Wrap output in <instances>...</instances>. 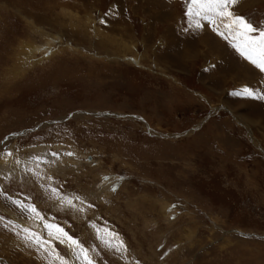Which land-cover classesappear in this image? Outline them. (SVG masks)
I'll list each match as a JSON object with an SVG mask.
<instances>
[{"label":"rangeland","instance_id":"rangeland-1","mask_svg":"<svg viewBox=\"0 0 264 264\" xmlns=\"http://www.w3.org/2000/svg\"><path fill=\"white\" fill-rule=\"evenodd\" d=\"M188 6L0 0V264H59L16 235L44 224L95 264H264V99L233 95L264 73ZM229 10L264 27V0Z\"/></svg>","mask_w":264,"mask_h":264},{"label":"snow or ice","instance_id":"snow-or-ice-1","mask_svg":"<svg viewBox=\"0 0 264 264\" xmlns=\"http://www.w3.org/2000/svg\"><path fill=\"white\" fill-rule=\"evenodd\" d=\"M237 3L238 0H189L186 15H188L190 19L200 18L207 20L209 24H216V20L213 19L214 16H219L227 20L228 22L224 23L223 26L236 38L232 46L241 56L259 69L261 73H264V27L253 26V24L246 21L243 16L236 15L229 10L230 5L234 7ZM100 23L105 24L106 22L101 20ZM196 27L199 28L200 24L197 23ZM257 32L258 38L252 35ZM233 95L253 99H264V93L247 86L234 92ZM0 143L3 142L0 141ZM3 155L11 156L12 153L4 152ZM53 155L57 156V159H59L56 153H53ZM66 155L73 156L74 153L69 152L66 153ZM102 179L107 181L110 178L103 177ZM112 191H115V187L112 188ZM52 192L55 194L56 189L53 188ZM77 199H79V197H77ZM80 202L81 204L84 203L83 200ZM12 203L19 207L21 211L29 212L39 217V212L36 210L35 206L29 205L25 207L20 201H12ZM67 203L71 205L72 201L68 200ZM91 206L92 205H89V207ZM82 210L83 209H81V211ZM0 219H2V217H0ZM40 219L42 220L43 218L41 217ZM173 219H175V217H173ZM44 228L48 231V237L50 239H45L38 232L29 228L22 229V232L16 233V235L23 242L25 247H33L40 251L47 252L48 256L53 260H59V264H70V262L52 246L51 240L53 238L58 240L61 244H67V247L72 251L73 257L76 260H80L82 264H95L94 258L89 255V249L84 246L83 242L68 235L58 226L44 224ZM97 239H101L99 233L97 234ZM102 242L105 243L106 247L121 253L127 250L122 242L117 245H113L111 240ZM91 251L95 252V248L91 249Z\"/></svg>","mask_w":264,"mask_h":264},{"label":"bare ground","instance_id":"bare-ground-1","mask_svg":"<svg viewBox=\"0 0 264 264\" xmlns=\"http://www.w3.org/2000/svg\"><path fill=\"white\" fill-rule=\"evenodd\" d=\"M26 26L28 27V28H30L31 29V31H33L34 30V28H33V26H32V23H27L26 24ZM2 27V26H1ZM36 30H38V29H36ZM40 35H42V33H40ZM45 38V37H44ZM46 38H48V37H46ZM49 40V39H48ZM49 43H52L51 41H49ZM48 44V43H47ZM28 44H26L25 42H22V43H20V48L21 49H24V46H27ZM52 45V44H51ZM51 45H48V47H49V49H47V48H44L43 49V47H39V48H36V47H32L31 45H29L27 48H25L26 50H27V54L25 55V56H32L33 55V53L34 52H38V53H43V52H45V54H42L41 56H44V55H47V53H48V55L52 52V50H53V48L52 47H50ZM46 57V56H45ZM11 59H13V58H11ZM12 163H10V164H8L9 165V168L10 169H12V168H15V166L14 165H11ZM1 166V165H0ZM167 207V206H166ZM12 216V215H11Z\"/></svg>","mask_w":264,"mask_h":264},{"label":"water","instance_id":"water-1","mask_svg":"<svg viewBox=\"0 0 264 264\" xmlns=\"http://www.w3.org/2000/svg\"><path fill=\"white\" fill-rule=\"evenodd\" d=\"M175 137H178V136H175Z\"/></svg>","mask_w":264,"mask_h":264}]
</instances>
